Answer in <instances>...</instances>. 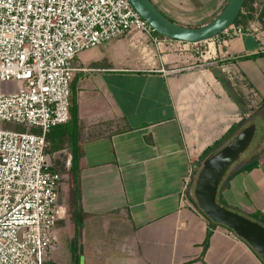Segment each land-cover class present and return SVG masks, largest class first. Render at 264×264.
Wrapping results in <instances>:
<instances>
[{
	"label": "crops",
	"instance_id": "1",
	"mask_svg": "<svg viewBox=\"0 0 264 264\" xmlns=\"http://www.w3.org/2000/svg\"><path fill=\"white\" fill-rule=\"evenodd\" d=\"M153 1L169 17L200 25L227 0ZM218 40L185 66L173 62L182 58L178 52L161 51L138 32L77 55L79 195L71 181L62 182L65 213L52 253L58 264H264L243 237L180 202L190 161L202 160L233 123L255 114L248 94L264 102V22L255 17L248 30ZM260 135V154L233 163L218 192L247 214L264 213V130ZM52 143L49 151L65 165L70 145L52 150Z\"/></svg>",
	"mask_w": 264,
	"mask_h": 264
},
{
	"label": "built area",
	"instance_id": "2",
	"mask_svg": "<svg viewBox=\"0 0 264 264\" xmlns=\"http://www.w3.org/2000/svg\"><path fill=\"white\" fill-rule=\"evenodd\" d=\"M244 31L233 23L215 37ZM132 32L159 48L195 43L157 32L131 0H0V264H44L57 248L64 174L47 133L71 118L77 55ZM201 167L190 161L180 191L181 204L198 210Z\"/></svg>",
	"mask_w": 264,
	"mask_h": 264
},
{
	"label": "water",
	"instance_id": "3",
	"mask_svg": "<svg viewBox=\"0 0 264 264\" xmlns=\"http://www.w3.org/2000/svg\"><path fill=\"white\" fill-rule=\"evenodd\" d=\"M245 1L227 0L224 7L208 22L188 25L169 17L153 0H131L157 32L189 42L213 38L223 32L235 23ZM256 130L257 124L249 123L202 160L194 193L199 207L206 215L247 240L264 260V223L218 200L223 178L231 165L249 147Z\"/></svg>",
	"mask_w": 264,
	"mask_h": 264
},
{
	"label": "trees",
	"instance_id": "4",
	"mask_svg": "<svg viewBox=\"0 0 264 264\" xmlns=\"http://www.w3.org/2000/svg\"><path fill=\"white\" fill-rule=\"evenodd\" d=\"M255 17H259L264 22V0H246L242 7L240 14L237 16L235 24L242 25L245 28V30H247L250 20L254 19ZM247 119H248L247 117H244L240 122L233 123L231 127L228 129V131L221 138L215 140L212 145L208 146L204 150L202 157H201L202 160L210 152L221 147L229 138L234 136L238 132L237 131L238 127L241 126V129H242L244 126H246L249 123L247 122L246 124ZM77 120H78V99H77V95L74 93L72 95L71 118L67 122L59 123L55 125L47 133L48 139L50 138L53 141L51 145L52 150L53 149L57 150L59 148H62L65 146L66 143L70 145L71 153H72V164L69 169L70 179H71L70 181L72 183V195H74L76 198L79 195V184L78 183H79V169H80V155H81V148L79 144V137H78V131H77V125H76ZM254 122H257V121H254ZM257 125L259 127L258 123ZM16 127L23 128L22 126H16ZM202 160L200 159L198 163L202 164ZM257 162H258L257 159H253L250 162L246 163L243 166V168L250 169ZM221 184H220V187H221ZM218 200L221 203L227 205V203H225L224 199L221 196L218 197ZM200 210L202 211L201 208ZM248 215L264 223V213L261 210L248 213ZM206 217L212 222L213 225L219 224V222L214 221L208 215H206ZM211 232L212 230L210 229L207 234L206 240L204 242V250L206 249L208 245Z\"/></svg>",
	"mask_w": 264,
	"mask_h": 264
},
{
	"label": "rangeland",
	"instance_id": "5",
	"mask_svg": "<svg viewBox=\"0 0 264 264\" xmlns=\"http://www.w3.org/2000/svg\"><path fill=\"white\" fill-rule=\"evenodd\" d=\"M223 7L224 6H222L221 9ZM216 15H217V13H216ZM214 41L215 42H219V40L216 37H213V38H209V39L202 40V41H198V42L191 43V44H184L183 42H178V41H176L174 43H171L170 42V43H167V44L162 45L161 48H159V47L158 48L159 49H162L161 51H166L167 50V51H175V52H178L182 58L177 59V61H173V62H177L178 63V65L176 64L177 66H185V65H190L193 60H195V61L196 60H199L200 57H202L201 56L202 53H204V52L206 53L207 50L210 51V46H214ZM219 43H221V41ZM169 63H171V61ZM248 99H249L250 102H253L254 103V107H255L254 113L255 114L252 115L251 117H249L246 120V124H247V122L251 123V122H254L256 120L258 122V124H259L260 129H258V131H257V138H256L257 140L254 142V144L250 148V150H247V152H244V154H241L242 156H240V158L237 160L238 163L239 162H242L243 160H245L248 157V153L250 154V153L256 152L255 153L256 155L260 154V151H259V149H261V148H259V145H261V142H260L261 141V135L260 134L264 130L263 129V127H264L263 126V120H264V102L263 101L261 102V100L259 98L255 97V96H252L251 94H248ZM2 124L3 125H7V126H18V125H15V124L8 123L6 121H3ZM259 142H260V144H259ZM254 145H256V148H255ZM61 156L63 158H65L66 154L62 153ZM60 168H61L62 173L64 174L63 179H62L63 183L64 184H67L66 183V181H67L70 184V180L71 179H70L69 170L66 168V166L63 163H60ZM194 189H195V187H194ZM64 193L66 194L65 191H64ZM64 193L63 194L61 193V195H65ZM193 198H194L195 202L197 203L196 197H195V193L193 194ZM228 206L230 207V205H228ZM64 240L68 241L67 235H65ZM52 253L46 259V261H45L44 264H47L48 261H49L50 264H58L56 261H54L52 259Z\"/></svg>",
	"mask_w": 264,
	"mask_h": 264
}]
</instances>
